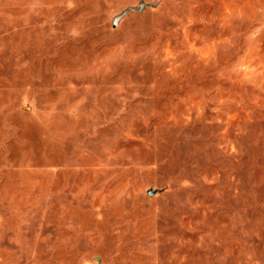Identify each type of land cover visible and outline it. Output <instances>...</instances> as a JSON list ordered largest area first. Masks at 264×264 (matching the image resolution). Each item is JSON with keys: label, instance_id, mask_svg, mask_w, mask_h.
Instances as JSON below:
<instances>
[{"label": "rangeland", "instance_id": "374dc122", "mask_svg": "<svg viewBox=\"0 0 264 264\" xmlns=\"http://www.w3.org/2000/svg\"><path fill=\"white\" fill-rule=\"evenodd\" d=\"M0 264H264V0H0Z\"/></svg>", "mask_w": 264, "mask_h": 264}, {"label": "water", "instance_id": "95a60500", "mask_svg": "<svg viewBox=\"0 0 264 264\" xmlns=\"http://www.w3.org/2000/svg\"><path fill=\"white\" fill-rule=\"evenodd\" d=\"M129 10H130V9H127V10H125L120 16H117V17L114 19V24L116 25V24L118 23V21H119L124 15H126V14L128 13Z\"/></svg>", "mask_w": 264, "mask_h": 264}]
</instances>
